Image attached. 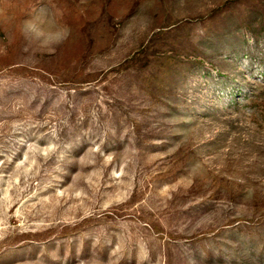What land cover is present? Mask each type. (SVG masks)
Here are the masks:
<instances>
[{
  "label": "rangeland",
  "instance_id": "1",
  "mask_svg": "<svg viewBox=\"0 0 264 264\" xmlns=\"http://www.w3.org/2000/svg\"><path fill=\"white\" fill-rule=\"evenodd\" d=\"M0 264H264V0H0Z\"/></svg>",
  "mask_w": 264,
  "mask_h": 264
}]
</instances>
